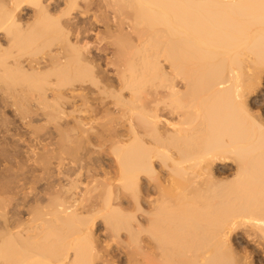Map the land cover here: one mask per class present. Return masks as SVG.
Masks as SVG:
<instances>
[{
	"label": "bare ground",
	"instance_id": "1",
	"mask_svg": "<svg viewBox=\"0 0 264 264\" xmlns=\"http://www.w3.org/2000/svg\"><path fill=\"white\" fill-rule=\"evenodd\" d=\"M0 264H264V0H0Z\"/></svg>",
	"mask_w": 264,
	"mask_h": 264
}]
</instances>
